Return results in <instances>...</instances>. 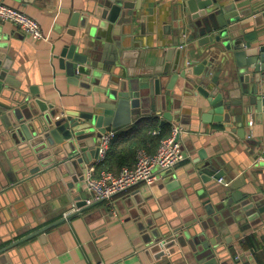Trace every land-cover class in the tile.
I'll list each match as a JSON object with an SVG mask.
<instances>
[{"label": "crops", "instance_id": "obj_1", "mask_svg": "<svg viewBox=\"0 0 264 264\" xmlns=\"http://www.w3.org/2000/svg\"><path fill=\"white\" fill-rule=\"evenodd\" d=\"M0 1L37 19L44 33L41 40H33L12 23L0 21V43H8V48L3 51L11 59L9 74L13 80L28 93L31 87L38 89L41 97L52 103L55 109L87 110L88 105L95 104L99 95L94 92L89 95L69 81L66 70L61 69L54 58L53 48L72 41L67 33L71 28L67 24L69 10L82 9L85 5L97 8L102 0ZM186 1L133 0L136 6L142 5L138 14L145 18L143 29L151 33L142 35L145 47L133 44L137 53L127 60V66L140 71L145 66L144 62L151 63L153 56L162 55L174 47L171 59L175 60L177 52H181L180 69L193 75L196 66L213 53L218 55L222 52L214 44L200 46L197 39L188 40L191 32L187 29L184 34L179 33L178 25L183 18ZM243 1L247 5L239 11L251 10V14L243 18V25L251 27V34L257 36L254 40L256 44H264V0ZM257 18L260 24L256 23ZM137 31L141 35L140 28ZM4 35L9 38H4ZM85 41L87 45L103 51V43L97 37L87 35ZM223 54L214 60L213 70L221 66ZM236 68L235 63L232 66L225 64L221 83L229 82V72ZM196 87L194 79L180 76L175 85V91L180 92L176 96L182 101L180 117L162 124V112L143 115L128 127L114 130L116 135L109 147L110 156L114 146L126 148L127 138L140 123L157 118L159 127L166 128L168 132L174 126L180 128L179 140L184 159L172 169L173 172L166 176L165 171L157 169L158 178L153 184H139L115 196L112 201H101L71 217H65V213L76 212L77 208L66 199L60 174L42 171L32 176L28 171L30 161L27 159L31 154L28 143L15 145L10 136L0 130V167L14 178L9 182L8 189L2 187L0 190V241H15L55 223L43 233L19 244L11 251L7 264H200L197 254L189 247H180L178 254H172V261L168 255L157 258L159 250L152 246L155 237L149 230L147 233L151 234V242H148L131 215L133 208L128 206L129 201L145 203L149 216L155 214L158 220L178 217L184 223L185 219L197 216H194V204L200 200L198 191L203 184L196 182L199 179L193 160L200 156V151L207 153L209 159L216 163V169L223 172L222 178L216 182L217 192L230 197L235 192L249 198L255 195L264 205V113L257 117L243 111L242 123L235 120L236 115H230L229 121L222 124L204 123L203 115L207 109L196 105L204 100ZM5 163L8 169L2 165ZM96 167L94 159L89 170L95 168V175L98 176L100 172ZM111 169L118 172L119 163H113ZM174 181L179 184L173 185ZM88 192L91 201L93 194L90 190ZM219 193L209 195L207 199L217 203ZM238 220L243 221L241 225L235 222L227 226L222 220L219 226L228 230L222 239L230 240L229 243L223 242L229 263L237 264L234 259L240 257V264H264V217L261 216L256 223L242 218ZM3 245L6 244L0 246Z\"/></svg>", "mask_w": 264, "mask_h": 264}, {"label": "water", "instance_id": "obj_2", "mask_svg": "<svg viewBox=\"0 0 264 264\" xmlns=\"http://www.w3.org/2000/svg\"><path fill=\"white\" fill-rule=\"evenodd\" d=\"M245 5L242 0L186 1L179 33L184 34L187 29L191 32L188 40L197 39L200 46L214 44L222 51L220 54L224 53L220 67L213 70L214 60L220 55L215 52L194 68L193 75L180 69L181 52H177L175 60L171 59L174 47L153 56L151 63L144 62L140 71L127 66V60L137 53L133 44L145 47L142 35L151 33L143 29L145 18L138 14L142 5L136 6L133 0H102L97 8L85 5L82 9L69 10L67 24L71 28L67 33L72 41L60 47L55 45L54 58L60 68L66 70L71 83L89 95L93 92L99 95V100L88 105L87 110L55 109L41 97L38 89L31 87L28 93L9 74L11 59L3 51L8 43H0V130L6 132L15 145L28 143L31 152L27 159L30 161L28 171L32 176L42 171L60 174L66 199L77 208L67 217L101 202L88 203L90 195L84 182L98 157L103 134L122 130L147 114L162 112V124L180 117L182 101L176 96L180 92L175 91L180 76L194 79L197 92L204 97L199 104L194 100L199 108L207 109L204 123L222 124L229 121L230 115H236L235 120L242 123L243 111L247 115L263 116L264 44H256L257 36L251 34V27L243 25V18L251 14L250 9L239 11ZM255 21L260 24L259 18ZM87 35L97 37L103 43V51L87 45ZM4 38L9 37L4 35ZM234 63L237 68L229 72V82L221 83L225 64ZM199 154L193 163L199 179L196 182L203 186L198 191L200 200L194 204V216H197L192 220L185 219L184 223L178 217L158 220L155 214L149 216L145 203L129 201L128 206L133 208L131 215L148 242H151V234L155 237L152 246L159 250L157 258L168 255L172 261V254H178L180 247H189L197 254L200 264H230L223 245L230 240L222 239L228 230L225 226L219 228L220 222L225 220L227 226L235 222L241 225L243 221L238 219L242 218L256 223L264 217V205L255 195L249 198L235 192L230 197L217 192L216 182L223 172L216 169V163L207 153L200 151ZM2 165L8 169L7 163ZM172 172V169L166 170L164 175ZM174 178L176 180V176ZM13 180L12 174L0 167V190L8 189ZM218 193L217 203L207 199ZM53 224L15 241L8 240L9 243L0 241V245L6 244L0 246V264H7L11 251L19 244ZM149 230L151 234L147 233ZM240 261V257L234 259L237 264Z\"/></svg>", "mask_w": 264, "mask_h": 264}, {"label": "built area", "instance_id": "obj_3", "mask_svg": "<svg viewBox=\"0 0 264 264\" xmlns=\"http://www.w3.org/2000/svg\"><path fill=\"white\" fill-rule=\"evenodd\" d=\"M0 21L12 23L25 36L33 40H41L44 37L42 26L37 19L2 1H0ZM159 133L158 130L153 131L154 135ZM115 135L114 130L102 135L96 164L102 163L107 158L110 144ZM179 135L180 128L174 126L170 135L160 140L155 153L151 154L143 148L138 149L136 163L133 166H123L118 172L103 170L96 176L95 168H91L85 179L86 188L93 194V199L88 200V203L112 201L115 196L139 184H153L158 178L157 169L162 171L173 169L184 159ZM71 213H65V217ZM98 264L106 263L100 262Z\"/></svg>", "mask_w": 264, "mask_h": 264}, {"label": "trees", "instance_id": "obj_4", "mask_svg": "<svg viewBox=\"0 0 264 264\" xmlns=\"http://www.w3.org/2000/svg\"><path fill=\"white\" fill-rule=\"evenodd\" d=\"M155 130H158L160 133L153 136V131ZM170 131L168 132L164 127L160 128L157 118L140 123L136 130L127 138L126 148L123 146L122 149H118L117 146H114L113 150H111V156L108 153L105 161L97 164V170L99 172L103 170L111 171L113 163H119L120 169L123 166H133L136 163V153L138 149L143 148L151 154L155 153L160 144V140L164 137H168L171 133ZM128 149L129 152H126ZM122 153L124 154L121 155ZM110 157L111 159H109ZM113 160L117 162H112Z\"/></svg>", "mask_w": 264, "mask_h": 264}]
</instances>
